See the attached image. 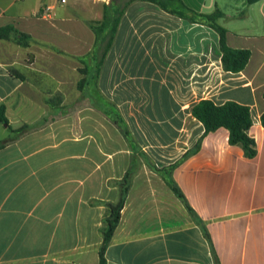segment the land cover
Instances as JSON below:
<instances>
[{"label": "crops", "instance_id": "1", "mask_svg": "<svg viewBox=\"0 0 264 264\" xmlns=\"http://www.w3.org/2000/svg\"><path fill=\"white\" fill-rule=\"evenodd\" d=\"M182 1L201 14L220 10L227 44L251 52L245 69H223L212 28L138 1L121 19L98 81L101 94L158 168L181 159L203 135L191 115L202 99L249 106L258 152L247 158L220 129L174 170L200 225L166 181L141 164L106 264H264V0ZM110 2L0 0V29L30 35L35 42L25 49L40 54L53 47L76 60L92 50L88 23L101 20ZM15 46L21 48L0 39V107L10 126L0 124V142L30 128L0 149V264H100L107 205L118 202V181L135 153L125 139L120 151H108L117 146L110 137L103 148L102 112L95 107L48 103L49 57L22 64L37 78L29 87V76L10 59Z\"/></svg>", "mask_w": 264, "mask_h": 264}, {"label": "trees", "instance_id": "2", "mask_svg": "<svg viewBox=\"0 0 264 264\" xmlns=\"http://www.w3.org/2000/svg\"><path fill=\"white\" fill-rule=\"evenodd\" d=\"M111 0L109 5H105L103 18L99 21H91L88 26L94 33L95 42L92 50L83 57L76 58L83 67L80 73L83 75L78 82V90L81 98L75 102V105H87L90 101L91 106L95 107L118 129L121 130L123 138L127 142L131 151L135 154L132 156L131 169L126 173L122 180L118 181L120 189L119 200L116 204H108L107 216L103 221V244L100 250V264H106L105 253L113 234L121 220V211L123 210L127 196L129 194L131 183L136 168L141 164L148 165L155 173L159 174L170 186L175 196L185 205L191 217L203 224L193 209L189 206L183 192L173 180V172L189 157L195 155L201 149L203 139L211 133L220 129H226L229 132V143L232 146H240L247 158H255L257 155V144L255 139L250 135V129L253 126L251 116V108L235 101H227L224 104L217 105L212 100L202 99L195 104L191 110L192 118L200 122L204 127V133L198 140L196 145L189 149L181 159L170 164L169 166L158 168L148 157L141 151L136 143L128 124L122 117L116 105L109 101L101 94L98 81L105 64V60L114 44L117 31L124 16L125 10L133 3L138 1L149 2L157 5L162 10L182 19L189 20L192 23L206 25L212 28L219 35L220 49L222 52V66L226 72L239 73L247 66L251 52L247 49H234L227 44L228 31L218 24V18L221 16L220 10L217 8L212 14H201L189 8L182 0ZM0 39L13 40L17 45L23 48H29L33 42L32 37L28 34L16 30L12 26L0 29ZM52 49L64 54L57 48ZM50 105H54L52 101H48ZM0 124H5L9 128V121L5 116V106L0 107ZM261 124L264 127V114L261 116ZM30 126L13 130L17 136H22L29 130ZM8 138L0 142V149L15 140ZM204 232L208 238L207 230Z\"/></svg>", "mask_w": 264, "mask_h": 264}, {"label": "rangeland", "instance_id": "3", "mask_svg": "<svg viewBox=\"0 0 264 264\" xmlns=\"http://www.w3.org/2000/svg\"><path fill=\"white\" fill-rule=\"evenodd\" d=\"M15 50V54L10 59L11 61L18 60L20 70L26 75H28V73L23 70V63H33L35 58L38 56L40 57L41 55L49 57V101H52L54 105H71L81 98L78 90V82L83 77L80 73V69L83 65L79 61L63 57L50 47L44 50L46 52H40V54L35 49L19 48L18 46H15ZM28 76V79L30 80L28 81L29 87H33L37 78L31 77L30 75ZM86 104L89 105L90 101ZM50 113L51 112H49V114ZM101 118L103 148L109 147L110 143L105 139L110 137L112 140H116L115 142L117 143V146L113 145V150L108 151L113 152L115 147L120 151L121 148H124V138L121 130L117 129L115 127L116 125L113 122L108 121L103 114ZM92 123L93 122L86 120L85 126L87 131H91ZM3 126H5V124H3ZM104 140L106 142H104ZM126 148H128V145Z\"/></svg>", "mask_w": 264, "mask_h": 264}, {"label": "built area", "instance_id": "4", "mask_svg": "<svg viewBox=\"0 0 264 264\" xmlns=\"http://www.w3.org/2000/svg\"><path fill=\"white\" fill-rule=\"evenodd\" d=\"M61 2H62V3H65V2H66V0H61ZM49 9H50V8H49Z\"/></svg>", "mask_w": 264, "mask_h": 264}]
</instances>
